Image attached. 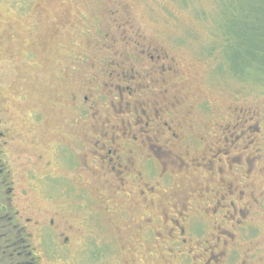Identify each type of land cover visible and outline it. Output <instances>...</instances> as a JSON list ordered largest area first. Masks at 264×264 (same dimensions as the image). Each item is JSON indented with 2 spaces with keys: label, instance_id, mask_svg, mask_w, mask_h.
<instances>
[{
  "label": "rangeland",
  "instance_id": "1",
  "mask_svg": "<svg viewBox=\"0 0 264 264\" xmlns=\"http://www.w3.org/2000/svg\"><path fill=\"white\" fill-rule=\"evenodd\" d=\"M263 49L264 0H0V105L27 160L26 215L69 238L36 245L39 264H264ZM100 133L136 139L142 177L125 195L90 153Z\"/></svg>",
  "mask_w": 264,
  "mask_h": 264
},
{
  "label": "flooded vegetation",
  "instance_id": "2",
  "mask_svg": "<svg viewBox=\"0 0 264 264\" xmlns=\"http://www.w3.org/2000/svg\"><path fill=\"white\" fill-rule=\"evenodd\" d=\"M69 102L71 107L74 108L75 106L79 109V113L82 117H91L95 119L97 109L92 104H90L88 96L84 94L80 96L70 94ZM159 112L160 110L158 111L156 108L153 111L154 115L152 118L156 126L158 125L159 121ZM6 113H9L6 107L4 108L3 105H0V264H39V261L42 259L39 256L40 249L36 245L41 244L42 242L48 245V249L53 248V237L57 236L56 239L59 246L61 248H66L69 243V238L66 234L67 232L64 231L65 228L58 227L55 223V220L50 216L49 218L43 217V219L37 218V220L34 221L30 217H27L26 214H28L27 211L29 210V206L25 202V199L28 188L22 186L18 180V173H20L22 169H16V166L19 165L17 164L18 162H26L27 160L24 156L20 155V151L17 148L18 143L15 141V139H17L18 136H9V133H14V130H12L11 123L7 118L8 116H5ZM37 116L39 115L37 114ZM39 121L40 120H37V122ZM66 125L68 124L66 123ZM165 125L166 124L164 123V126ZM163 129L170 131V128ZM154 131L157 133L159 128L157 127ZM106 133L108 134L107 131ZM100 136L104 138V140L101 139V137L96 139L92 146L93 149L90 151V153L103 159V163L109 165V171H106L107 173L110 172V174L113 175L111 177L116 180V186L118 188L117 194L125 195V189L127 188L125 184L127 183V178L133 181L132 183L137 184L140 182L139 178L142 177L135 165L133 158V155L136 154L134 152V147L133 150L126 148L131 144L134 145L136 139H133V141L126 140L116 143L113 141L112 137L106 140L109 142V145H106V136L101 133ZM172 137L174 138L175 134H173ZM56 146L64 147L63 149L56 150L57 155H60L64 152H69L67 146L64 144L58 143ZM155 147L160 148V146H156V144ZM161 151L163 153H167L168 150L166 147H163ZM149 157L152 158L151 160H153V152ZM59 159L66 163L65 160L61 159V156ZM37 161H42L41 154H36L32 157V163ZM29 162H31L30 159H28L27 164H31ZM121 162H124L125 165L121 166ZM161 163L162 162H159V164ZM33 165L34 164L31 166ZM45 166L50 168L51 163L46 162ZM35 167L37 166L35 165ZM33 170L34 167L27 171L30 181L28 183L29 185H31L36 179V175ZM54 171L55 170H48L47 172L44 171L43 177L45 182H47V180H49L52 175L54 179H59L60 176L56 175ZM142 194L144 195V191L140 192V195ZM176 218L173 219L172 222H174ZM150 222L151 220H149V218L144 220V224L147 227H149ZM176 222H178V225L175 224V227L177 226L178 234L181 237V240L178 242L173 241V245L175 242H177L176 245L179 243L182 245L185 243V240H182V218ZM31 224L32 226L29 227ZM172 227L173 226H171V228ZM141 229L144 230L142 234L143 238L145 235H148L144 244H147L148 241L154 242V238L151 236H155L156 233L154 234V231L150 230L149 228L144 229L142 226L138 227L137 231ZM160 236L161 234L156 235L157 238ZM167 236L172 238L173 234L168 232ZM150 237L152 239L149 240ZM34 239H37V243L34 244L35 246L33 245ZM128 249L132 250V246H130V244H128ZM170 252L172 251L169 250V253ZM208 262L209 260L207 263Z\"/></svg>",
  "mask_w": 264,
  "mask_h": 264
},
{
  "label": "trees",
  "instance_id": "3",
  "mask_svg": "<svg viewBox=\"0 0 264 264\" xmlns=\"http://www.w3.org/2000/svg\"><path fill=\"white\" fill-rule=\"evenodd\" d=\"M236 35V34H235ZM259 51V50H258ZM261 52H263L264 53V49L263 50H261ZM255 82H257V81H255ZM259 84H261L262 85V87H264V83H260V82H258Z\"/></svg>",
  "mask_w": 264,
  "mask_h": 264
}]
</instances>
